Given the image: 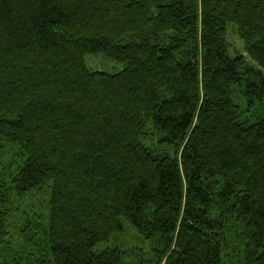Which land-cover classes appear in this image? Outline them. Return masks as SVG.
Here are the masks:
<instances>
[{
	"label": "trees",
	"instance_id": "1",
	"mask_svg": "<svg viewBox=\"0 0 264 264\" xmlns=\"http://www.w3.org/2000/svg\"><path fill=\"white\" fill-rule=\"evenodd\" d=\"M5 150L0 264H125L123 222L135 264H264V0H0Z\"/></svg>",
	"mask_w": 264,
	"mask_h": 264
},
{
	"label": "rangeland",
	"instance_id": "2",
	"mask_svg": "<svg viewBox=\"0 0 264 264\" xmlns=\"http://www.w3.org/2000/svg\"><path fill=\"white\" fill-rule=\"evenodd\" d=\"M228 43L231 56L235 57L237 55H242L246 57L244 54L243 44L240 42L232 28H230L228 32ZM247 62L249 63V60H247ZM86 63L91 71L113 74L121 69L120 66L109 61L104 56H88L86 58ZM251 65L255 67L253 64ZM153 140L154 139L152 137L147 138L145 145L148 147L155 146V141ZM167 154L172 155V149H168ZM13 155L14 153L12 154L11 152L7 154L5 150L0 156H5L3 160L6 158V162L11 163ZM47 198V195L42 192L21 202L14 201L11 208L12 214L8 221V232L13 241L17 239L16 242H18L16 233L19 232V228L23 226L28 215L30 216L34 213L44 216L48 215ZM109 248L119 249L125 255V264H135L138 257H142L143 259L148 258L146 254L149 250V245L144 243L137 232L126 222H123L122 233L113 234L107 243L98 244L94 248V252H100Z\"/></svg>",
	"mask_w": 264,
	"mask_h": 264
}]
</instances>
